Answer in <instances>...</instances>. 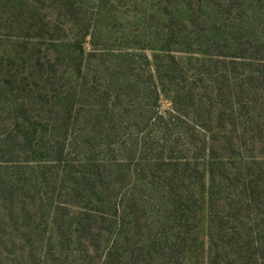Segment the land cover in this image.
<instances>
[{
    "label": "trees",
    "instance_id": "trees-1",
    "mask_svg": "<svg viewBox=\"0 0 264 264\" xmlns=\"http://www.w3.org/2000/svg\"><path fill=\"white\" fill-rule=\"evenodd\" d=\"M0 264H264V0H0Z\"/></svg>",
    "mask_w": 264,
    "mask_h": 264
}]
</instances>
